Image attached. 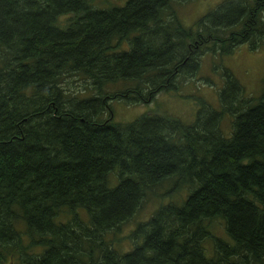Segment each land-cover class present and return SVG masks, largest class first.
Returning a JSON list of instances; mask_svg holds the SVG:
<instances>
[{"label": "trees", "instance_id": "trees-1", "mask_svg": "<svg viewBox=\"0 0 264 264\" xmlns=\"http://www.w3.org/2000/svg\"><path fill=\"white\" fill-rule=\"evenodd\" d=\"M179 2L0 0V264H264V83L247 98L225 70L220 110L200 103L190 125L114 122L111 102L177 91L208 51L264 45V0L188 28ZM166 183L180 205H158ZM149 200L117 252L107 237Z\"/></svg>", "mask_w": 264, "mask_h": 264}, {"label": "rangeland", "instance_id": "rangeland-1", "mask_svg": "<svg viewBox=\"0 0 264 264\" xmlns=\"http://www.w3.org/2000/svg\"><path fill=\"white\" fill-rule=\"evenodd\" d=\"M224 1L189 0L184 4H175V9L179 19L186 26H192L200 17L216 10ZM199 63L201 67L200 74L196 80L182 83V79H180L177 91L160 93L155 101L150 104L127 105L120 101L111 102L114 122L126 124L139 119L144 114L155 113L178 119L183 124L190 125L195 120L196 109L199 110L202 104L208 108L220 110L219 94L225 86V70L230 71L240 82L247 98L253 99L260 96L264 83V45L258 47L255 51L250 50L248 45H242L229 55L223 56L208 51L207 54L200 56ZM79 87L81 85L78 83L72 86L76 90ZM222 119L220 128L223 137L229 138L231 136L230 122L232 118L224 115ZM110 184L112 187L116 184L114 174L110 175ZM171 188L172 183L164 185L163 191L167 195L158 205L164 206L169 203L180 205L185 200V198L178 199ZM186 190L189 194V190ZM158 205L149 200L136 213L133 220L120 229L123 235L109 234L107 240L112 242L113 249L121 254L128 252L133 246V241L126 239V232L149 219L158 209ZM61 216L68 218L72 215L69 211H65ZM120 230L117 233L120 234ZM216 232L221 235L222 229L218 227Z\"/></svg>", "mask_w": 264, "mask_h": 264}, {"label": "bare ground", "instance_id": "bare-ground-1", "mask_svg": "<svg viewBox=\"0 0 264 264\" xmlns=\"http://www.w3.org/2000/svg\"><path fill=\"white\" fill-rule=\"evenodd\" d=\"M145 115V114H144Z\"/></svg>", "mask_w": 264, "mask_h": 264}]
</instances>
